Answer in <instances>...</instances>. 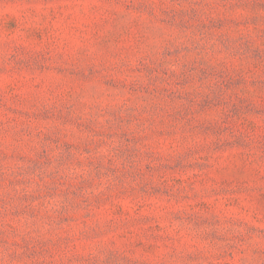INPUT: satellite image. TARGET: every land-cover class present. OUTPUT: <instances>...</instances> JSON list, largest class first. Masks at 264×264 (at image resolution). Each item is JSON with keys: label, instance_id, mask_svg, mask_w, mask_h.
I'll return each mask as SVG.
<instances>
[{"label": "rangeland", "instance_id": "1", "mask_svg": "<svg viewBox=\"0 0 264 264\" xmlns=\"http://www.w3.org/2000/svg\"><path fill=\"white\" fill-rule=\"evenodd\" d=\"M0 264H264V0H0Z\"/></svg>", "mask_w": 264, "mask_h": 264}]
</instances>
